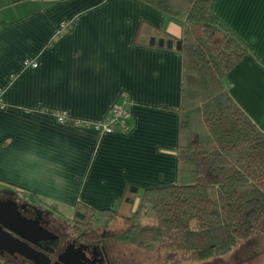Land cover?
<instances>
[{
  "label": "crops",
  "instance_id": "obj_1",
  "mask_svg": "<svg viewBox=\"0 0 264 264\" xmlns=\"http://www.w3.org/2000/svg\"><path fill=\"white\" fill-rule=\"evenodd\" d=\"M10 7L30 9L0 17V184L69 218L79 202L115 207L128 185L176 184L182 54L158 32L180 38V24L139 0H0ZM211 11L249 49L229 92L264 131V0H213ZM125 98L128 133L55 115L105 123Z\"/></svg>",
  "mask_w": 264,
  "mask_h": 264
},
{
  "label": "trees",
  "instance_id": "obj_2",
  "mask_svg": "<svg viewBox=\"0 0 264 264\" xmlns=\"http://www.w3.org/2000/svg\"><path fill=\"white\" fill-rule=\"evenodd\" d=\"M139 1L183 30L180 38L158 32L161 46L182 54L177 183L144 190L128 185L110 209L79 202L72 220L108 227L121 218L128 227L107 232L106 241L161 250L171 264L218 259L264 235V131L228 84L249 49L213 15V0ZM143 212L157 223L136 224Z\"/></svg>",
  "mask_w": 264,
  "mask_h": 264
},
{
  "label": "flooded vegetation",
  "instance_id": "obj_3",
  "mask_svg": "<svg viewBox=\"0 0 264 264\" xmlns=\"http://www.w3.org/2000/svg\"><path fill=\"white\" fill-rule=\"evenodd\" d=\"M40 201L0 184V264H115L106 246L84 241L72 218Z\"/></svg>",
  "mask_w": 264,
  "mask_h": 264
},
{
  "label": "rangeland",
  "instance_id": "obj_4",
  "mask_svg": "<svg viewBox=\"0 0 264 264\" xmlns=\"http://www.w3.org/2000/svg\"><path fill=\"white\" fill-rule=\"evenodd\" d=\"M29 9V7H10L6 10L0 11V17L4 16L9 19V21H13L17 18H10L11 15L26 13ZM30 195L32 196L33 194L30 193ZM38 200H42V204L46 207L55 208L57 210L60 209L54 202H46L41 198H38ZM58 214L62 217L61 212ZM122 222L123 220L118 218L112 220L111 225L106 227L93 223L86 224L87 222L85 221L84 225L83 223L79 225L80 229L77 232V235L82 233L81 237L84 241L99 242L106 246L109 258L115 264H171L167 260L166 254L161 250L147 252L131 245L106 241L105 238L107 232L128 227L127 224ZM134 222L140 225H154L157 223V219L151 213L148 214V212H143ZM195 264H264V235L255 237L247 243L242 242L241 245L229 255Z\"/></svg>",
  "mask_w": 264,
  "mask_h": 264
},
{
  "label": "built area",
  "instance_id": "obj_5",
  "mask_svg": "<svg viewBox=\"0 0 264 264\" xmlns=\"http://www.w3.org/2000/svg\"><path fill=\"white\" fill-rule=\"evenodd\" d=\"M66 27H67V25H64V28H66ZM25 63L28 65H31L33 67H37L36 63H31L29 61H26ZM2 92L3 91L0 90V97H1ZM125 100H127V101H125L124 104L118 105L111 110L110 117L108 118V120L105 123L82 124V122H80L78 120H74L75 121L74 125L76 127L77 126L79 127L82 125L85 127H88V128L92 127L95 130L100 131V132L105 133V134H112L116 130H119V131L124 132V133H128L131 131L132 126L130 124V113H129L128 109L126 108L128 98H125ZM55 115L58 118V122L61 124H67L69 122V120H72V119H69L67 117V114L64 112H57Z\"/></svg>",
  "mask_w": 264,
  "mask_h": 264
}]
</instances>
